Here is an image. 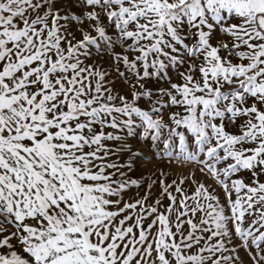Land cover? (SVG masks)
<instances>
[{"label": "snow or ice", "instance_id": "1", "mask_svg": "<svg viewBox=\"0 0 264 264\" xmlns=\"http://www.w3.org/2000/svg\"><path fill=\"white\" fill-rule=\"evenodd\" d=\"M0 264H264V0H0Z\"/></svg>", "mask_w": 264, "mask_h": 264}]
</instances>
